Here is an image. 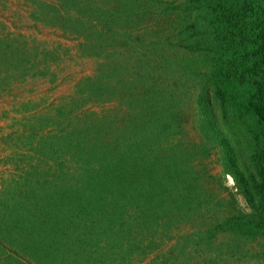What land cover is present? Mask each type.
Wrapping results in <instances>:
<instances>
[{
	"label": "rangeland",
	"instance_id": "374dc122",
	"mask_svg": "<svg viewBox=\"0 0 264 264\" xmlns=\"http://www.w3.org/2000/svg\"><path fill=\"white\" fill-rule=\"evenodd\" d=\"M120 6L118 0H0V221L13 217L4 223L10 229L0 227V264H174L171 248L183 253L176 264H212L203 261L209 255L219 264H264V238H237L234 247L230 232L206 234L228 209L227 199L243 212L250 206L224 171L218 147L207 150L209 141L196 126L208 65L194 38L205 27L186 30L190 17L178 0H129L124 7L130 8ZM147 107L162 114L174 110L173 128L156 129L152 119L147 126ZM130 113L137 117L128 122ZM130 130L146 138L162 132L154 147L166 154L169 170L184 169L169 177L175 184L181 178L190 182L183 196L170 193L171 184L160 182L156 172L142 192H125L114 175L105 186L107 196L90 195L87 185L96 191L95 183L106 176L94 148L109 142L106 161L119 158L122 167ZM143 137L136 136V143ZM58 146L59 156L74 149L83 163L64 156L59 163ZM141 148L129 151L141 154ZM61 165L73 172L65 190L50 174ZM44 182L56 189L46 192ZM118 211L135 220L129 239L109 230L126 227ZM67 212L63 232L44 240V222ZM86 220L89 230L79 238L75 223ZM22 228L37 232L39 242L22 237ZM184 234L192 235V245H209L187 253Z\"/></svg>",
	"mask_w": 264,
	"mask_h": 264
},
{
	"label": "trees",
	"instance_id": "16d2710c",
	"mask_svg": "<svg viewBox=\"0 0 264 264\" xmlns=\"http://www.w3.org/2000/svg\"><path fill=\"white\" fill-rule=\"evenodd\" d=\"M109 1L115 2V0ZM118 2L122 4L124 9L130 8L124 7L129 0H118ZM178 2L181 7L186 6L183 11L190 17V21L184 28L188 31L198 32L201 29L200 25H202L205 28L200 31H206L202 36L194 38L195 45L197 41V50L201 49L206 54L208 65V70L204 74L205 80L199 92L200 98L197 104L199 115L196 126L203 131L204 136L209 141L208 146H206L207 150L214 146L218 147L224 171L232 174L237 182L236 187L243 193L250 206L249 212H243L236 207L232 199H227L230 204L228 209L224 211L222 218L212 228L206 230V234L214 236L216 231L230 232L234 247H238L234 239L264 238V0H178ZM122 7L120 6V9ZM144 109L146 108L142 107L140 111ZM147 109L149 116L147 111L142 116L144 119L148 117V120L146 119L147 126L156 120L154 122L157 126L156 129L163 130L168 126L173 128L171 123L177 117L174 110L162 114V112L151 107H147ZM133 114L130 113L127 116L128 122L136 119V113L134 117ZM166 116L170 117V123L161 119ZM161 133L153 134V136L147 135L146 138L143 137L146 134L140 130H130L126 140L123 141L126 155L122 157V167L117 165L119 158L109 161L112 154L107 151L108 141L98 149L94 148L95 153L104 160L105 167L101 169L106 173V176L100 177L99 183H95L97 185L96 191L95 188L91 187L92 184L91 186L90 184L87 185L90 195L99 200L107 196L105 186L107 182L114 179V175L122 182L121 188L125 192L133 194L139 189L142 192L141 188L148 184L149 175L156 172L157 176L163 177L160 182H163L164 185L171 184L170 193L175 192L179 198L183 196V190L187 185H190V182L183 181L181 178V181L175 184L169 178L174 175L181 176L184 169L182 167H176V170L174 167H171L170 170L167 168L166 154L154 147L155 142L161 140ZM171 133H174L173 129ZM136 136L143 137L139 143H136ZM134 145L142 147L140 149L141 154L137 151L132 154L129 151V147ZM70 150L72 152L68 151L69 154L66 153L68 155H62V157L78 159L83 163L82 159L78 158L79 156L75 158L76 151ZM56 152V155H61L62 146L56 147ZM89 154H91V149H89ZM62 157H57L60 159L59 163H62ZM106 159L109 160L106 161ZM139 159L142 160L137 161ZM155 161L160 164H155ZM246 162L249 163L248 166L245 164ZM61 167V169L51 171L50 174L52 177L56 175L58 183L65 190V183L69 180V174L73 172L65 165H61ZM44 185L46 192H53L56 189L54 188L55 183L47 184L44 182ZM113 186L111 185V187ZM160 188L157 186L155 191L157 192ZM113 192L117 193L119 189L113 190ZM109 200L110 198H108ZM111 203L116 205V210L119 209L116 200L112 199ZM118 212L123 221L121 224L126 225V227L122 226L118 230H109L111 234L115 232L124 233L129 239L135 220L131 219V215L126 214V211ZM51 217L50 221L44 222V227L49 225V230H45L48 234H44L48 237L44 240L57 239L59 234L63 232L59 229L62 226L60 222L64 223L70 219L68 212L64 213L60 220L57 217ZM10 220L12 222L13 217L7 214L6 218L0 221V227L4 226L5 221L10 222ZM96 222L101 223L102 221L100 218L99 220L96 218ZM25 223L27 222L23 224L26 225ZM90 224L94 226V220H91ZM8 226H11V223L7 227L4 226L5 231H7ZM75 226L79 227L77 230L79 238L87 234V220L84 225L75 223ZM211 230L212 233H210ZM32 232L35 231L27 234L22 228V237L29 238L31 243L39 242L37 232L35 236ZM182 238L186 242L184 247L187 249V253L192 250L200 251V246L209 245L206 242L200 244L195 241L192 245V235L184 234ZM65 239L68 241V236ZM17 247L22 248L19 245ZM240 248L239 244V251ZM227 252L233 255L230 249ZM170 253L174 264L177 262V257L183 255L180 252L175 255L172 248ZM30 254L32 255V253ZM215 254L221 253L219 251ZM208 258L203 259V261L219 264L213 255L211 257L209 255ZM202 263L204 264V262Z\"/></svg>",
	"mask_w": 264,
	"mask_h": 264
}]
</instances>
